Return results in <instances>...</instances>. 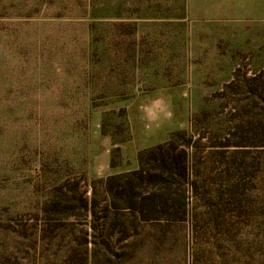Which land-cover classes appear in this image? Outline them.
Returning a JSON list of instances; mask_svg holds the SVG:
<instances>
[{
    "label": "rangeland",
    "instance_id": "374dc122",
    "mask_svg": "<svg viewBox=\"0 0 264 264\" xmlns=\"http://www.w3.org/2000/svg\"><path fill=\"white\" fill-rule=\"evenodd\" d=\"M175 133L184 217L106 212ZM0 264H264V0H0Z\"/></svg>",
    "mask_w": 264,
    "mask_h": 264
},
{
    "label": "trees",
    "instance_id": "16d2710c",
    "mask_svg": "<svg viewBox=\"0 0 264 264\" xmlns=\"http://www.w3.org/2000/svg\"><path fill=\"white\" fill-rule=\"evenodd\" d=\"M180 135L181 133H175L168 142L140 152L137 170L111 175L99 181L105 191L106 212H118L121 209L119 203H123L125 208L133 211L134 216H140L142 221L152 219L156 215L163 217L160 215L164 214L177 218L179 221L184 217L175 216L174 212H170L168 200L162 198L163 194H154L149 197L150 193L146 190L150 184L158 185L162 189L161 184H166V187L170 188L176 181L179 183L186 181L187 151L182 148L176 154L178 148L174 145L175 139ZM113 152L119 153L120 148H115ZM113 166H115L114 160ZM143 195H147L148 198ZM96 207V202L94 204L85 202L83 205V208L92 216L95 214ZM179 208L182 207L179 206ZM180 212L184 214V210Z\"/></svg>",
    "mask_w": 264,
    "mask_h": 264
},
{
    "label": "crops",
    "instance_id": "0c3cea01",
    "mask_svg": "<svg viewBox=\"0 0 264 264\" xmlns=\"http://www.w3.org/2000/svg\"><path fill=\"white\" fill-rule=\"evenodd\" d=\"M21 95H22L21 90H18V96H17V92L16 91H15V96L14 97L13 96H9V97L5 96L4 103H7L9 101L8 102L9 104L4 105L3 107L14 108V105H12L11 103L20 101ZM13 100H14V102H13Z\"/></svg>",
    "mask_w": 264,
    "mask_h": 264
}]
</instances>
